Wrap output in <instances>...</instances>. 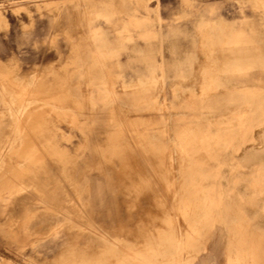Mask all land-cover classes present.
<instances>
[{
  "label": "rangeland",
  "instance_id": "1",
  "mask_svg": "<svg viewBox=\"0 0 264 264\" xmlns=\"http://www.w3.org/2000/svg\"><path fill=\"white\" fill-rule=\"evenodd\" d=\"M180 229V264H264V0H0V264Z\"/></svg>",
  "mask_w": 264,
  "mask_h": 264
},
{
  "label": "crops",
  "instance_id": "2",
  "mask_svg": "<svg viewBox=\"0 0 264 264\" xmlns=\"http://www.w3.org/2000/svg\"><path fill=\"white\" fill-rule=\"evenodd\" d=\"M221 19H223L227 24H229L232 27H235L233 25V23H231L230 21H228L225 17L223 16H219ZM257 30V29H256ZM249 35L251 36V40H253L254 37L257 36V31L254 34L249 33ZM243 61H245L244 59H241ZM243 69H245V67L242 66ZM255 67H252V70L247 74L246 77V81H248L250 83V85H256L255 83L261 82V78H259V75H262L261 72L259 71H253ZM253 87H257V86H253ZM261 137V136H260ZM262 139V138H261ZM261 153H263V151H261ZM107 183L109 184H113L114 182L108 181V179L106 178ZM116 183L120 184L121 186H125V187H129V191L127 192L128 195H132L134 194L132 191L136 190L137 194H134L136 198H146V199H152V198H164L165 197V193L163 192V190H161V188L164 187H169L168 190L171 192L172 190H174L176 187L172 185L171 188V184H153V187L155 188H143V186L141 184H129V183H123V182H118L116 181ZM136 187V188H134ZM154 191L155 193H144L142 191ZM158 191V192H157ZM175 191H177V189H175ZM142 192V193H141ZM139 205V204H135ZM229 222H233V220H229ZM180 234L178 232L175 231L176 236H174V240H178L175 244H173V239L170 242V247L166 248L167 249V255H168V264H180L184 259L187 253H189V251L187 250V248L192 247L193 243L196 241H190L186 239L187 236H191V232L189 231H183L182 229H180ZM106 238V240L109 241L110 245L106 246L104 243H102L98 248H94L91 244L88 245L87 247H82V248H77L79 249V251L85 253L87 251V254L89 255V263L90 264H94L93 262H95L97 264V262H103V264H139L136 262H133V260H135V257L137 255H142L141 250L139 249L141 246L145 245L144 241H140V240H131L129 238L126 237H121V236H107L105 234H103ZM180 237L184 238V241H180ZM182 242V244H181ZM127 244L129 250H125L121 247H118V244ZM178 244H180V246H178ZM176 245V246H173ZM77 249H74L73 252L77 251ZM245 253L247 252V248L245 250ZM229 256V257H228ZM228 261L230 259L231 254H228ZM215 258V255H212V253H209V255L206 257L205 260L202 261L201 264H206L207 262L212 261ZM102 260V261H101Z\"/></svg>",
  "mask_w": 264,
  "mask_h": 264
}]
</instances>
